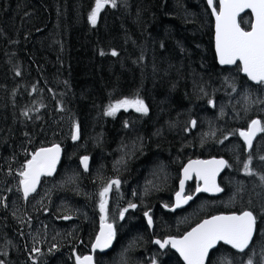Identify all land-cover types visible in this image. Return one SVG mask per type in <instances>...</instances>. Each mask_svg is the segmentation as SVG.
<instances>
[{
  "label": "trees",
  "instance_id": "1",
  "mask_svg": "<svg viewBox=\"0 0 264 264\" xmlns=\"http://www.w3.org/2000/svg\"><path fill=\"white\" fill-rule=\"evenodd\" d=\"M206 3L116 0L93 26L88 17L95 0H0V193L8 192L9 174L21 167L28 147L61 148L48 181L57 184L39 210H46L42 221L55 226L47 233V248L31 254L27 239L39 235L29 236L1 208L0 264H75L74 255L88 251L97 229L96 203L76 191L90 185L93 173L95 182L111 176L129 181L132 197L155 203L169 196L183 162L210 152L207 144L240 125L241 103L226 107L222 90L230 93L245 83L234 66L216 60ZM125 99L142 100L147 113L122 107L106 114ZM255 113L263 115L248 109ZM226 119L234 120L230 130L223 126ZM77 127L84 147L72 138ZM77 147L93 159L86 172L75 162ZM69 169L73 176L64 179ZM66 199L81 204L83 214L64 225ZM31 210L29 202L30 219Z\"/></svg>",
  "mask_w": 264,
  "mask_h": 264
},
{
  "label": "flooded vegetation",
  "instance_id": "2",
  "mask_svg": "<svg viewBox=\"0 0 264 264\" xmlns=\"http://www.w3.org/2000/svg\"><path fill=\"white\" fill-rule=\"evenodd\" d=\"M213 3L216 10H218L219 1L213 0ZM210 13L212 16L211 11ZM238 22L243 29H250L252 13L250 11L240 13ZM222 66H227L228 69L234 66L236 73L243 76L239 61L233 65ZM243 78L248 81L246 77L243 76ZM251 83L255 84V86H264V84L260 83ZM248 91L256 95H261V91L258 88H252L250 85ZM260 104H263V102ZM255 108H258V106ZM237 113L242 118L240 125L231 130L239 129L245 122L252 119V116L248 114V110L246 109L242 112L237 111ZM259 113L264 115L263 110H259ZM229 121L231 124L234 122L233 119ZM250 125L251 123L248 128ZM259 135H262V137L258 140L257 149L250 150L248 159H242L240 166H235L237 168H242L246 163H249L250 160L252 171L256 173L250 175L253 186L247 184V180L244 179L245 173L241 170H230L229 157L226 155L225 151H220V148L217 147L218 150L210 151L206 155H203V157L212 155L223 156L227 162L228 166L224 167L219 176L218 182L221 186V191H219L218 194L197 192L196 188L198 185L201 187L202 182L196 179L195 175L192 174L191 179L185 181L182 195H191L193 198L187 203H181L179 206H177L176 197V193L178 192L176 190L179 188L178 180L174 183V187H169V196L155 203L150 202L147 204L143 200L137 199V203H133L136 205L135 208L129 207L127 211H125L123 207H120L117 212L111 201L108 206V218L105 222L112 225L115 235L110 246L106 250L93 251L94 260L96 261L95 264H101L100 259L104 258L108 259L112 264L119 260L123 261L125 264H186L179 251L173 248L171 244L165 245V247L162 248L159 244L155 243V241L159 240L163 242L168 238H180L195 224L207 218V216L209 217L217 213H241L243 211H251L256 218L253 240L250 242L249 248L245 249L244 252H240L232 248L231 245L220 241L214 248L209 250L205 264H243L242 262L248 259L247 254L251 255L250 259L252 260V264L261 263V261L264 260V180L261 179V177L264 176V160H261L259 156L264 152L263 132L256 133L252 140V145ZM240 138L245 142V149L249 150L250 148L245 139L241 135ZM223 145L224 144H222V146ZM209 149H213L212 146ZM240 150L242 151V148H240ZM233 151H236V149ZM122 183L129 187L131 186L129 181H123ZM115 193L116 190H113L111 198L121 201L125 199L119 197L115 198ZM124 193H126V190ZM91 197V200L94 201V197ZM202 198H207L208 200L218 198L217 202H219V205L218 208H216L209 203L210 206L206 209H214L215 212L207 210L206 214L198 219L201 208L198 204L194 205V203L197 200H202ZM191 208L193 209L194 216L195 214L197 216L196 221H194L191 215ZM121 213H123V217H121ZM145 213H147V215H145ZM149 217H151L152 220L151 224L148 223ZM98 227L99 223L97 224V229ZM92 242L90 243V247Z\"/></svg>",
  "mask_w": 264,
  "mask_h": 264
},
{
  "label": "snow or ice",
  "instance_id": "3",
  "mask_svg": "<svg viewBox=\"0 0 264 264\" xmlns=\"http://www.w3.org/2000/svg\"><path fill=\"white\" fill-rule=\"evenodd\" d=\"M208 5H213V0H207ZM116 7V0H95V7L92 9L88 19L95 26L101 10L106 5ZM245 9H251L254 15V22L250 24V31L244 30L237 17ZM213 13L216 18V52L221 65H232L240 62L242 71L257 83L264 84V0H219V11L213 7ZM117 53L113 51L112 55ZM135 107L137 112L147 113V107L142 100H122L114 105H110L107 115H114L120 108ZM193 124L195 122L193 121ZM257 132H264V126L261 121L252 120L248 131H241L240 135L245 139L249 148L252 147V140ZM79 128L77 127L73 139H77ZM60 148L54 145L51 148H41L34 153L32 159L27 162L26 170L21 172L23 177L21 184L23 185L24 195L35 191L36 184L39 182L41 175H51L55 170L56 163L59 159ZM264 160V157H260ZM88 157H83L82 163L87 169ZM250 163V160H249ZM249 163L244 165L245 171L251 174ZM228 166L225 160L211 161H192L184 168V179L180 181V191L176 193L177 206L181 203H187L193 197L191 195L183 196L185 180L191 179L195 173L198 179L203 180L204 186L199 185L197 192H219L221 189L215 183V177L219 171ZM264 180V176L261 177ZM112 185L119 186V181H112ZM111 185L105 187L100 193L101 203L100 210L106 212V200L103 199L109 191ZM129 207L135 208V204ZM127 211V209H125ZM147 215V213H145ZM123 217V213H121ZM105 217H102V225L100 235L97 236L93 250L96 248H107L115 235L112 225L103 223ZM151 224V217L148 218ZM256 225V218L251 211H244L240 215H220L213 216L211 219L204 220L203 223L197 225L192 231L188 232L180 239L169 238L163 242L157 240L155 243L160 247L171 244L186 261V264H205L209 250L214 248L216 244L223 241L225 244L231 245L232 248L244 252L249 248L250 242L253 240V234ZM77 264H92V257H77ZM248 264H252L249 259Z\"/></svg>",
  "mask_w": 264,
  "mask_h": 264
},
{
  "label": "rangeland",
  "instance_id": "4",
  "mask_svg": "<svg viewBox=\"0 0 264 264\" xmlns=\"http://www.w3.org/2000/svg\"><path fill=\"white\" fill-rule=\"evenodd\" d=\"M202 9H204V6ZM204 12L207 15H210V12L207 8L205 9ZM230 80L231 79L229 78L228 81H230ZM256 88H258L261 91V95H256V94L249 92L248 91L249 88H247V87H243V89H242V88H240V85H239V89L233 88L230 91V93H228L227 90H224V91L222 90V95L225 98L223 101V104L226 107L232 109L234 104L241 103V111H244L245 109L248 110L250 107L255 108L257 106H258L259 110L264 111V86H261V87L257 86ZM209 101L211 102V100H209ZM261 102H263V104H260ZM255 119H258L259 121H261V126H264V115H259V114L255 113L254 116L252 117V119L248 122H245L239 129L225 132V134L221 137V139H219L217 144H210L209 143L204 147V150H208V151H211V150L216 151V150H218L217 147L220 148V151H225L226 155L230 159V170H232V171L241 170L243 173H245L244 179L247 180V184H249L250 186H253V181L250 178V175L256 174L255 172L252 171L253 169H252L251 164L249 163V169L251 171V174H249L248 172L245 171L244 166L242 168H237L235 166L238 165V162L241 159H248V154L250 153V150H256L257 149L258 140L262 137V135H259V137H257L255 139L252 147L249 150L245 149V147H244L245 142L242 141L240 138V132L247 129L249 124L251 123V121L255 120ZM223 126L228 128V130H230V121L228 119H226V122L223 124ZM187 128H189V126H187ZM76 142L81 147L85 146V144L81 141V138H79V137L76 139ZM222 144H225L224 148L222 147ZM211 146L213 149H209V148H211ZM240 148H242V151L240 150ZM28 149L29 150L27 152V155H26L24 161L23 162L20 161L21 167H19L17 164L14 167V171H12V173L9 174V177L11 178V180H10L11 184L8 187V192L6 194L0 193V209L4 208V209L10 211L14 215V217L17 219V222L19 224H24L26 229H27L26 231L28 232L29 236L39 235V236L34 237V239L31 241H29V237L27 239L28 247L30 246V248L32 249V252H31V254H32L34 252H42V250L44 248H47V246H48L47 233L50 231H54V229H55L54 223H51L53 226L51 225L50 227H48L46 225V220L42 221L46 210L45 209H43L42 211H39V210L41 209L43 204L46 203L50 199L51 189H52L51 185L57 184V182H54L49 186L48 181L51 178L47 177V178L43 179V177L47 176V175L46 174L41 175L39 178V182L37 183V187L35 188V191L31 192L27 196L24 195V193L22 191V184L20 183L21 180L23 179V177L20 175V173L26 170L27 162L30 159H32L33 154L36 153V151H37L34 148L28 147ZM76 149L80 153L77 155L75 162L77 161V163H79V160L81 161L83 159V157H88L87 164H89V161L93 160L91 158V155L84 153V151L80 150L78 147ZM234 149H236V151H233ZM206 154L207 153H205L203 151L202 155H206ZM212 156H215V155H212ZM259 157H264V152H262ZM185 162H183L181 164V166L179 167L180 170H181V168ZM117 165L120 167L119 162L117 163ZM78 168L82 169L85 172L88 171V166H87V169H85L83 164L81 166H78ZM180 170L178 172L179 175H180ZM72 176H73V170L69 169V170H67V173L64 175V179L71 178ZM113 179L114 178L112 176L111 177H101V178H99L98 181L95 182L94 173H93L91 175L90 185L82 186L83 188H77L76 189V191L78 193L82 194V192H83L84 195H86V196L91 195L94 197L93 203H96V206L98 208V212L93 214V216L97 220V224L102 222V217H105L103 222L107 221L108 206L110 205L111 201H112V204H113V206L117 212L119 211L120 207H123V210H125V209L129 208L130 204L137 203V199L131 196V193H132L131 188L129 186H127L126 184H123L122 183L123 181H120V180H118L119 186L112 185V181L116 180V179H114V180ZM124 181H126V180H124ZM109 185H111V187H110L109 191L106 193L105 197L103 198L107 202L106 203V212L102 213L100 210V203H101V199H102L100 196V193L104 190L105 187H108ZM144 185L148 186L149 184L145 183ZM113 190H117V192L114 194L115 198H117V196L120 193L123 196V193L125 192V190H126L125 196H127V197L122 201L118 200V199L111 198V193ZM176 191H178V188ZM217 200H218V198H213L210 200H208L207 198H202V202L200 203V206H199L201 208L200 213L206 212L207 210H210V212H215L214 209H206V207L210 206L209 203L213 206H216L218 203ZM29 202H31V205H32L31 212L35 208V210L33 211L34 214H32L30 212L33 215V217L31 219L29 218ZM63 203L64 204L68 203V205H67L68 208H62V212H61L62 214L60 216V217H65L64 218V221H65L64 225H66L68 222H70L73 219V218H69L72 215H76L78 213L81 215L83 214L82 208L80 207L81 204H79V207H76L75 206L76 204L72 200H67V202L63 201ZM80 203H82V202H80ZM15 205H17V208H15ZM14 210H16V211H14ZM22 210H26V211H22ZM190 212H191V215L194 216L192 208H191ZM49 222H50V220H49ZM69 226L71 228H73L75 226V223L71 222ZM65 227H68V226H65ZM35 232H37V233H35ZM55 242L56 241H54V240H50L52 248L58 247ZM29 243H30V245H29ZM44 243H45V246H43ZM247 255H248V259L244 260L242 262L243 264H248V261H249L251 255L250 254H247ZM100 260H101V264H110V261L108 259L104 258V259H100ZM259 264H264V260H262L261 263H259Z\"/></svg>",
  "mask_w": 264,
  "mask_h": 264
},
{
  "label": "water",
  "instance_id": "5",
  "mask_svg": "<svg viewBox=\"0 0 264 264\" xmlns=\"http://www.w3.org/2000/svg\"><path fill=\"white\" fill-rule=\"evenodd\" d=\"M207 1V0H206ZM207 5H208V2H207ZM209 6V5H208ZM209 8L211 9V11H212V25H213V27H214V29H213V47H214V51H215V55H216V59H217V61H218V63H219V57H218V55H217V52H216V41H215V35H216V28H215V25H216V18H215V15H214V13H213V5L212 6H209ZM246 10H249L250 12H251V9H245L244 11H246ZM219 11V10H218ZM243 11V12H244ZM252 13V12H251ZM238 18V17H237ZM252 22H254V15L252 14ZM251 29H249V30H246V31H250ZM241 70H242V66H241ZM243 72V71H242ZM244 73V72H243ZM245 75H247L246 73H244ZM248 77V76H247ZM249 78V77H248ZM250 79V78H249ZM251 80V79H250ZM252 82H256V81H253V80H251ZM54 145H58V144H52V145H49V146H43V147H41V148H51V147H53ZM59 146V145H58ZM41 148H39V149H37V151L36 152H38ZM59 148H60V146H59ZM59 156H60V153H59ZM225 160L224 159V157H213V156H211V157H207V158H203V157H197V158H191V159H189L188 161H186L184 164H183V166H182V168H181V170H180V178H179V180H178V182H179V188H178V192L180 191V181L181 180H183L184 179V168L185 167H187L188 165H189V163L190 162H192V161H211V160ZM226 161V160H225ZM58 162V161H57ZM57 164V163H56ZM81 164H83L82 163V160H81ZM84 165V164H83ZM56 168V167H55ZM223 169L224 168H222L220 171H219V173L216 175V177H215V183H216V185L221 189V186L219 185V175L221 174V172L223 171ZM55 171V170H54ZM54 171L52 172V173H54ZM194 175H195V173H193ZM195 177H196V179H198L197 178V176L195 175ZM189 180V179H188ZM198 180H200V179H198ZM185 181H187V180H185ZM201 182H202V186L201 187H203L204 186V182H203V180H200ZM36 187H37V184H36ZM35 187V188H36ZM22 191H23V193H24V189H23V185H22ZM30 193V192H29ZM207 193V192H206ZM208 194H218V192H208ZM244 212V211H243ZM243 212H241V213H243ZM241 213H236V212H230V213H217V214H214V215H212V216H207V218H204V219H202L200 222H198L197 224H195L192 228H190L183 236H185L188 232H190V231H192V229L193 228H195V227H197V225H199V224H201V223H203V221L204 220H208V219H211L213 216H220V215H233V214H236V215H240ZM103 223H106V222H103ZM107 224V223H106ZM101 225H102V223H100V225H99V228H98V231H97V233H96V236H95V238H94V240H93V242H92V244H91V247H90V251L89 252H87V253H85V254H83V255H81V256H79V255H75V262H76V264H77V257H81V258H83V257H85V256H91L92 257V264H95L94 263V254H93V251H95V250H99V251H104V250H106L107 248H104V249H100V248H96L95 250H93V244H95V242H96V238H97V236H99L100 235V231H101ZM182 236V237H183ZM182 237H180V238H182ZM180 238H177V239H180ZM169 239V238H168ZM182 257V256H181ZM182 259L184 260V258L182 257ZM185 261V260H184ZM186 262V261H185Z\"/></svg>",
  "mask_w": 264,
  "mask_h": 264
}]
</instances>
